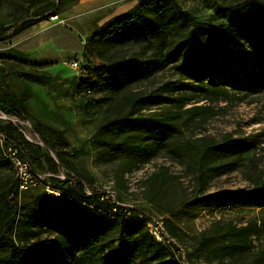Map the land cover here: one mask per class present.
<instances>
[{"label":"trees","instance_id":"obj_1","mask_svg":"<svg viewBox=\"0 0 264 264\" xmlns=\"http://www.w3.org/2000/svg\"><path fill=\"white\" fill-rule=\"evenodd\" d=\"M74 1L77 0H58V4ZM51 9L57 10L53 3H47L33 13L32 19L13 29L11 36L39 23L36 18ZM223 13L230 21L219 28L179 9L176 0H138L130 10L98 27L87 38L84 49L102 65L87 71L79 90L110 99L104 122L95 133L94 145L100 155L118 162L117 187L126 190L124 175L159 153L183 166L194 183L193 191L187 195L184 189L172 209L166 199L178 177L162 167L143 182L145 200L170 217L163 224L172 242L164 244L153 239L146 228L148 215L122 206L108 193L92 188L91 180L74 168L62 133L57 134L56 147L31 122L32 129L51 149L57 162L52 156H40V146L33 145L17 126L7 123L0 126V168L11 165L4 156L5 148L11 146L26 160L27 149L32 151L33 161L39 165L43 162L53 174L61 168L63 178L50 176L41 181L57 196L55 203L35 210L26 220H17L27 209L17 201L19 181L16 177L13 182L4 179L0 185V264H26L28 257L43 254L57 263L64 252L79 249L80 264H179L182 250L175 242L181 241L184 234L171 218L180 210L215 211L236 206L264 209V173L254 179L249 191L207 190L210 180L239 165L250 149L249 144L230 136L217 141L205 135H187V131L221 111L211 105L186 107L185 100L190 89L196 93L197 102L228 95L217 82L212 67L228 44L247 46L252 54L249 64L264 73V0H240L223 8ZM5 31L0 27V33ZM122 50H128L129 55H120ZM168 67L176 70L178 83H185L179 87L187 90L167 83L147 93L130 92L135 84L149 81ZM0 111L25 119L12 108L0 105ZM42 229L54 235V240L30 242L37 230ZM260 230L256 221L241 226L216 221L194 239V248L185 259L188 263L194 258L219 264L233 261L251 251ZM27 251H31L30 256ZM253 263L264 264V253L255 256Z\"/></svg>","mask_w":264,"mask_h":264},{"label":"rangeland","instance_id":"obj_2","mask_svg":"<svg viewBox=\"0 0 264 264\" xmlns=\"http://www.w3.org/2000/svg\"><path fill=\"white\" fill-rule=\"evenodd\" d=\"M138 0H77L72 3L58 4V0H0V27L6 30L0 33V105L19 111L23 117L6 116L0 111V126L12 123L33 144L40 143L39 135L32 129L35 123L43 135L56 147L59 146L57 134L69 145L71 161L76 171L89 178L92 188L104 191L122 206L136 208L149 218L164 220L170 218L165 212L145 200V179L160 168H166L169 174L179 178L171 185L166 201L173 209L183 190L189 195L194 183L184 167L164 153H159L150 162L141 165L123 177L126 190L116 185L118 162L109 161L95 148L94 136L106 117L108 97L101 94L90 95L79 90L89 69L102 65L85 53L87 38L109 19L130 10ZM240 0H176L179 9L190 12L201 21L209 22L219 28L226 26L230 18L223 8ZM98 2L97 5L91 3ZM47 3H53L57 10L45 11L39 15V23L11 36L13 29L22 22L32 19L33 13ZM88 4V8L85 5ZM58 16L57 21L48 17ZM128 56V50L119 52ZM252 54L247 46L228 44L221 57L212 64L214 76L228 95L211 101L197 102V95L191 89L187 92L186 107L193 105H211L221 109L220 113L195 126L187 135L195 137L209 136L217 141L230 136L249 144V151L239 165L232 171L214 177L208 183V192L218 190L249 191L254 179L264 173V73L249 64ZM201 76V75H200ZM179 75L171 67L155 74L149 81L135 84L130 92L147 93L162 84L175 83L180 90H187L180 84ZM253 82H259L256 84ZM196 98V100H195ZM40 156H53L47 146L39 145ZM34 153L27 149V160L31 176L38 180L29 184L25 190L18 189L17 201L27 206L17 217L26 220L35 210H43L55 203V194L42 185L41 181L50 176L63 178V171L53 174L42 162L33 161ZM0 168V185L4 179L15 181L13 166ZM182 183V185H180ZM89 193V189H86ZM183 232L181 241L175 242L182 252L179 264H219L205 258L193 259L188 263L185 255L192 251L195 238H199L216 221L232 222L238 226L256 221L261 230L254 238L251 251L233 261L224 264H251L255 256L264 253V209L236 206L220 210L182 209L171 218ZM54 235L42 229L37 230L30 242L50 243ZM81 250H70L62 254L57 263H52L49 255L30 256L27 251L26 264H80ZM257 264V263H253Z\"/></svg>","mask_w":264,"mask_h":264},{"label":"built area","instance_id":"obj_3","mask_svg":"<svg viewBox=\"0 0 264 264\" xmlns=\"http://www.w3.org/2000/svg\"><path fill=\"white\" fill-rule=\"evenodd\" d=\"M54 16H55L54 18L50 16L49 20L57 21L58 16L57 15H54ZM2 141L3 139H1V143H3ZM4 156L10 161L11 166H13L15 177L19 181L20 190H25L28 188L29 184L35 185L38 182V180H36L35 178L31 176V172L29 169L30 165L28 161L24 159L23 157H20L18 155V151L15 148L11 146H8L7 148H5ZM146 228H147L148 233L157 242H161L164 244H169L172 242V240L168 237L164 229L163 220L147 218Z\"/></svg>","mask_w":264,"mask_h":264},{"label":"water","instance_id":"obj_4","mask_svg":"<svg viewBox=\"0 0 264 264\" xmlns=\"http://www.w3.org/2000/svg\"><path fill=\"white\" fill-rule=\"evenodd\" d=\"M39 139H40V143H38V145H43V146H46L45 145V143L41 140V138L39 137ZM53 154V153H52ZM53 159L55 160V161H57L58 162V160L55 158V156H54V154H53Z\"/></svg>","mask_w":264,"mask_h":264},{"label":"crops","instance_id":"obj_5","mask_svg":"<svg viewBox=\"0 0 264 264\" xmlns=\"http://www.w3.org/2000/svg\"><path fill=\"white\" fill-rule=\"evenodd\" d=\"M95 1H96V0H95ZM97 4H98V2H96V3H95V2H94V3H91V5H97ZM85 7L88 8V4H86Z\"/></svg>","mask_w":264,"mask_h":264},{"label":"bare ground","instance_id":"obj_6","mask_svg":"<svg viewBox=\"0 0 264 264\" xmlns=\"http://www.w3.org/2000/svg\"><path fill=\"white\" fill-rule=\"evenodd\" d=\"M10 121H11L12 123H16V122H17L16 119H10Z\"/></svg>","mask_w":264,"mask_h":264}]
</instances>
